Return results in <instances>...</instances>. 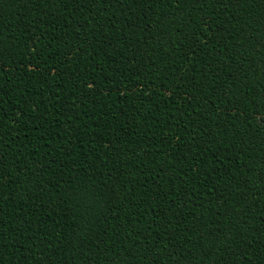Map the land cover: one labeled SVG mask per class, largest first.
Segmentation results:
<instances>
[{
	"label": "trees",
	"instance_id": "obj_1",
	"mask_svg": "<svg viewBox=\"0 0 264 264\" xmlns=\"http://www.w3.org/2000/svg\"><path fill=\"white\" fill-rule=\"evenodd\" d=\"M0 264H264V0H0Z\"/></svg>",
	"mask_w": 264,
	"mask_h": 264
}]
</instances>
